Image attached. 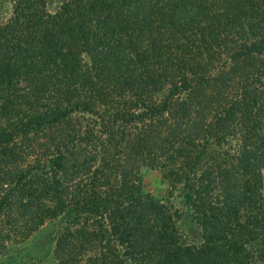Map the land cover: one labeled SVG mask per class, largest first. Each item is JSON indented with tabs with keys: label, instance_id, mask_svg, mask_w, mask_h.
I'll list each match as a JSON object with an SVG mask.
<instances>
[{
	"label": "trees",
	"instance_id": "16d2710c",
	"mask_svg": "<svg viewBox=\"0 0 264 264\" xmlns=\"http://www.w3.org/2000/svg\"><path fill=\"white\" fill-rule=\"evenodd\" d=\"M51 3L0 0V256L60 220L57 264H264V0Z\"/></svg>",
	"mask_w": 264,
	"mask_h": 264
},
{
	"label": "rangeland",
	"instance_id": "374dc122",
	"mask_svg": "<svg viewBox=\"0 0 264 264\" xmlns=\"http://www.w3.org/2000/svg\"><path fill=\"white\" fill-rule=\"evenodd\" d=\"M57 1L52 0L51 8L56 6ZM9 12L10 5H7L1 10L2 17H8ZM220 147H211L201 165L204 166L208 161H211L213 157L217 156V153L222 155L224 150H221ZM139 176L142 190L170 206L178 214L179 230L184 235L192 236L190 234L191 216L184 201V183H181V179H177L168 167H143ZM61 226L60 220L47 222L26 242L10 246L7 254L0 256V264H57L53 249Z\"/></svg>",
	"mask_w": 264,
	"mask_h": 264
}]
</instances>
